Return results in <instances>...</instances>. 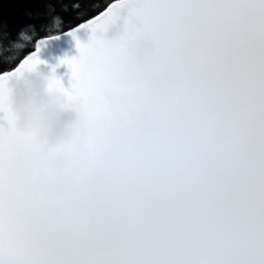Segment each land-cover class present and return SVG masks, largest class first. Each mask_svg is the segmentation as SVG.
<instances>
[{
  "label": "snow or ice",
  "instance_id": "obj_1",
  "mask_svg": "<svg viewBox=\"0 0 264 264\" xmlns=\"http://www.w3.org/2000/svg\"><path fill=\"white\" fill-rule=\"evenodd\" d=\"M5 2L20 7L0 6V45L22 30L38 38L0 57V254L15 264H264V0ZM121 4L159 42L150 65L132 72L129 36H101ZM54 14L63 19L56 31L47 27ZM81 31L91 32L87 43ZM62 35L76 39L79 56L60 60L70 87L58 76L50 86L114 126L106 139L125 153L100 194L83 179L104 162L56 176L9 102V79L41 63V49ZM148 67L176 78L171 102L152 95ZM130 102L150 105L155 118H127Z\"/></svg>",
  "mask_w": 264,
  "mask_h": 264
},
{
  "label": "clouds",
  "instance_id": "obj_2",
  "mask_svg": "<svg viewBox=\"0 0 264 264\" xmlns=\"http://www.w3.org/2000/svg\"><path fill=\"white\" fill-rule=\"evenodd\" d=\"M62 23V17L54 14L47 27L56 31ZM101 36L112 41L129 36L125 64L130 72L149 66L159 47L157 38L145 31L143 20L133 17L126 4L114 9ZM32 39L30 30H22L17 41L0 45V57H14L19 48ZM54 76L57 75L53 69L42 61L9 79V102L15 113V125L34 134L36 151L51 162L52 171L58 177H70L75 170L84 171L95 161H103L102 166L94 168L83 179L87 191L103 193L113 182L114 166L125 158L121 146L115 140L106 139L114 137L117 129L100 125L90 118L81 100L70 101L62 88L51 87ZM145 79L154 97L162 103L171 102L177 87V80L171 73L158 67H148ZM106 99L113 105L120 103L114 94H109ZM126 115L131 120L142 122L155 118L150 105L136 102L127 105ZM93 136L96 137L95 151L89 148ZM0 264H15V261L0 254Z\"/></svg>",
  "mask_w": 264,
  "mask_h": 264
},
{
  "label": "water",
  "instance_id": "obj_3",
  "mask_svg": "<svg viewBox=\"0 0 264 264\" xmlns=\"http://www.w3.org/2000/svg\"><path fill=\"white\" fill-rule=\"evenodd\" d=\"M81 43H87L90 39V31H81L78 34ZM40 59L50 68H55L56 75L61 79L65 88L71 85V69L68 64H61L60 60L63 57L79 56V48L76 44V39L70 35H62L59 39L50 41L39 53ZM3 114L0 113V116ZM0 124H5L6 121L0 120Z\"/></svg>",
  "mask_w": 264,
  "mask_h": 264
},
{
  "label": "trees",
  "instance_id": "obj_4",
  "mask_svg": "<svg viewBox=\"0 0 264 264\" xmlns=\"http://www.w3.org/2000/svg\"><path fill=\"white\" fill-rule=\"evenodd\" d=\"M48 2H54V0H30V4H33L35 6H38L40 8H43L45 3ZM62 2L64 3H69L72 5H76V4H80V3H84L86 5L92 6V5H96L102 2V0H62ZM0 6H2V8L4 10L10 9V8H16V7H20V5L14 4V3H10V2H5V0H0ZM64 16H71L72 12L69 11L67 13L63 14ZM37 32H38V36L45 34V33H41L39 30V25H37ZM38 38V37H34L33 38V42L34 40ZM27 47L31 50H34V48H32V44H28Z\"/></svg>",
  "mask_w": 264,
  "mask_h": 264
}]
</instances>
